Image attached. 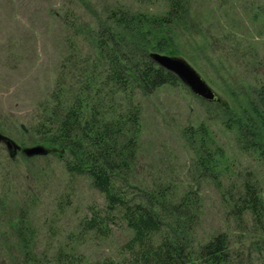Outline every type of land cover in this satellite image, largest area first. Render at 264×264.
Wrapping results in <instances>:
<instances>
[{"label": "rangeland", "instance_id": "rangeland-1", "mask_svg": "<svg viewBox=\"0 0 264 264\" xmlns=\"http://www.w3.org/2000/svg\"><path fill=\"white\" fill-rule=\"evenodd\" d=\"M188 5L191 29L178 25L174 45L158 53L186 59L222 102L233 107L235 99L245 102L252 87L264 84V0H188ZM118 6L158 16L169 10L167 0H0V133L20 147L10 150L0 141L5 220L0 232L8 233L0 236V264H24L25 251L9 229L20 215L34 229V253L52 264L67 246L90 264L129 261L124 246L132 230L124 222L110 224L106 236L82 232L85 218L94 210L103 216L107 206L91 178L71 175L56 155L30 157L23 152L36 145L51 148L38 134L45 103L61 85L76 87L78 74L84 72L79 63L68 62L71 54L79 51L83 58L78 60L84 62L91 56L90 32ZM138 100L143 107L141 132L129 192L164 189L163 198L172 205L189 196L182 212L188 219L184 226L190 223L187 239L194 255L226 233V264H264V219L257 223L249 212L237 217L229 202L241 194L247 178L264 189V161L239 148L235 132L223 124L224 105L195 95L182 81L151 95L138 93ZM202 124L212 138L206 150L222 152L216 157L218 181L196 163L199 136L190 139L189 131ZM117 183L123 186L120 179ZM159 211L168 223L160 234L171 236L185 219L180 213L179 219H170L167 210ZM160 239L156 235L154 241Z\"/></svg>", "mask_w": 264, "mask_h": 264}, {"label": "trees", "instance_id": "trees-1", "mask_svg": "<svg viewBox=\"0 0 264 264\" xmlns=\"http://www.w3.org/2000/svg\"><path fill=\"white\" fill-rule=\"evenodd\" d=\"M167 2V15L135 12L118 6L108 11L106 19L99 20L98 29L90 32L94 48L91 56L82 59L83 55L77 51L68 60L69 63H79L80 73H84L78 74L76 87L63 89L61 85L52 93L51 100L47 105L45 103L38 134L42 135L43 142L51 145L48 154L63 159L71 175L90 177L94 187L105 195L104 215L102 211L94 210L91 217L85 218L82 232L95 231L106 236L111 229L109 225L117 220L132 230V237L124 246V250L130 253L129 261L120 264H226L229 252L226 233L200 246L196 255L189 247L192 244L189 241L190 223L184 226L188 219L182 212L190 201L189 196L172 205L163 198L164 189L149 190L142 195L128 189L132 185L131 175L141 132L143 107L138 93L151 95L164 85L174 86L181 81L151 57L152 53L169 51L174 45L178 25L189 26L186 22L189 18L188 0ZM81 56L85 62L78 60ZM251 89L252 93L244 99L245 102L235 99V107L226 102L219 105H224L223 124L235 132L239 148L264 161V84ZM189 133L190 139L199 136L196 149L198 169L217 180L215 170L220 162L216 157L222 156V152L213 155L206 150L208 139H212L206 125L190 128ZM118 179L122 181V187L118 185ZM257 183L247 178L241 194L229 202L237 217L249 212L257 223H262L264 189ZM135 195H141V198ZM3 202L0 199V225L5 221L4 216L1 217ZM157 207L167 210L170 219L181 216L185 219L177 222L176 225H182L172 229L171 236L160 234L168 223L167 216ZM9 229L25 251L24 264H52L46 257L43 259L34 253L35 232L29 220L22 215L16 216ZM2 232L0 236L7 237L8 233ZM156 235L160 236L159 241H154ZM77 256L76 251L67 246L59 250L53 264H90ZM92 264L119 263L107 259Z\"/></svg>", "mask_w": 264, "mask_h": 264}, {"label": "water", "instance_id": "water-1", "mask_svg": "<svg viewBox=\"0 0 264 264\" xmlns=\"http://www.w3.org/2000/svg\"><path fill=\"white\" fill-rule=\"evenodd\" d=\"M154 61L165 69L176 74L179 79L197 96L211 102H222L220 96L203 79L199 72L183 57L170 56L161 53H152ZM6 141L8 148L18 150L20 147L12 140L0 133V141ZM23 152L27 156L47 155L49 149L43 145L26 147Z\"/></svg>", "mask_w": 264, "mask_h": 264}]
</instances>
